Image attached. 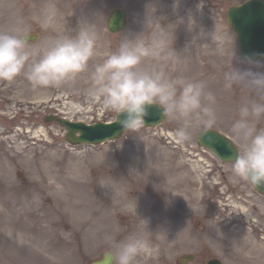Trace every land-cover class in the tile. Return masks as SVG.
<instances>
[{"label":"rangeland","instance_id":"1","mask_svg":"<svg viewBox=\"0 0 264 264\" xmlns=\"http://www.w3.org/2000/svg\"><path fill=\"white\" fill-rule=\"evenodd\" d=\"M245 1L0 0V31L38 33L29 42L37 58L50 42L81 27L97 36L88 68L72 82L33 88L23 74L0 80V264H89L133 236L155 249L139 264H180L190 253L195 258L187 264L211 258L264 264V194L250 182L234 181L231 162L199 145V132L178 142L180 124L166 118L102 144L72 146L62 126L45 121L54 114L86 123L114 121L117 114L89 96L95 66L122 41L139 34L150 44L163 30L162 57L168 58H145L139 70L203 82L215 97L213 130L242 151L230 131L239 108L264 103V94L247 83L226 87L225 76L234 69L264 73V60L241 59L227 21L228 8ZM49 8L55 17L44 28ZM117 8L126 10L128 25L112 33L107 17Z\"/></svg>","mask_w":264,"mask_h":264},{"label":"clouds","instance_id":"2","mask_svg":"<svg viewBox=\"0 0 264 264\" xmlns=\"http://www.w3.org/2000/svg\"><path fill=\"white\" fill-rule=\"evenodd\" d=\"M55 10H46L42 27L51 26ZM150 26L147 18L144 27ZM96 33L91 27H81L74 36L62 35L50 42L37 58V50L29 45L27 34L19 30L0 31V80L13 81L23 74L33 88L59 87L74 81L88 68L95 55ZM166 46L165 33H154L150 44L139 34L122 41L91 74L89 96L102 99L105 109L115 112L124 131H138L148 110L156 107L167 118L179 122L174 133L178 142L190 141L193 134L206 135L217 124L212 105L215 97L205 91L203 82L171 79L163 71L139 70L145 58L162 57ZM226 87L247 83L258 94H264V73L248 75L240 69L226 74ZM239 119L231 126V134L242 145L231 161L234 181L243 180L264 186V103L255 102L239 108ZM152 249L146 240L129 237L116 246L114 264H139L138 258L150 256Z\"/></svg>","mask_w":264,"mask_h":264},{"label":"water","instance_id":"3","mask_svg":"<svg viewBox=\"0 0 264 264\" xmlns=\"http://www.w3.org/2000/svg\"><path fill=\"white\" fill-rule=\"evenodd\" d=\"M228 22L236 32L240 56L245 60H255L264 58V1L247 0L241 5H233L228 9ZM108 28L111 32H120L127 25V13L124 9H116L108 17ZM28 41H35L38 34H27ZM124 117H119L113 122H97L86 124L81 121H71L60 118L56 115L46 117V121H55L67 129L66 140L71 144L92 143L98 144L108 139L120 137L124 130L119 123ZM166 118L161 114V110L152 107L145 117V125L154 126L164 121ZM200 145L208 147L214 151L222 160L232 161L235 158L237 149L231 140L210 130L206 135H198ZM257 187V186H255ZM264 194V186L257 187ZM194 259L193 254L186 255L182 263H187ZM91 264H114L113 252L107 250L100 259L93 260ZM208 264H222L218 259H212Z\"/></svg>","mask_w":264,"mask_h":264},{"label":"bare ground","instance_id":"4","mask_svg":"<svg viewBox=\"0 0 264 264\" xmlns=\"http://www.w3.org/2000/svg\"><path fill=\"white\" fill-rule=\"evenodd\" d=\"M194 48H198V49H199L200 47H199V45H198L197 47L194 46L193 49H194ZM211 48H212V47H211ZM211 50H213V49H211ZM220 101H221V100H220ZM222 111H224V110H222ZM224 112L228 113L229 111H224Z\"/></svg>","mask_w":264,"mask_h":264}]
</instances>
